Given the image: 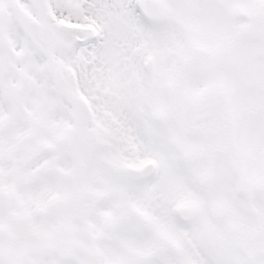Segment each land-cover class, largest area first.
<instances>
[{
	"label": "snow or ice",
	"instance_id": "1",
	"mask_svg": "<svg viewBox=\"0 0 264 264\" xmlns=\"http://www.w3.org/2000/svg\"><path fill=\"white\" fill-rule=\"evenodd\" d=\"M0 264H264V0H0Z\"/></svg>",
	"mask_w": 264,
	"mask_h": 264
}]
</instances>
